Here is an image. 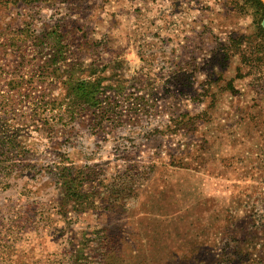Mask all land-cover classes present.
Segmentation results:
<instances>
[{
  "label": "rangeland",
  "instance_id": "rangeland-1",
  "mask_svg": "<svg viewBox=\"0 0 264 264\" xmlns=\"http://www.w3.org/2000/svg\"><path fill=\"white\" fill-rule=\"evenodd\" d=\"M261 6L0 0V264H97L101 241L115 264H209L230 230L264 226ZM89 166L79 206L59 168ZM260 238L223 260L264 264Z\"/></svg>",
  "mask_w": 264,
  "mask_h": 264
},
{
  "label": "trees",
  "instance_id": "trees-1",
  "mask_svg": "<svg viewBox=\"0 0 264 264\" xmlns=\"http://www.w3.org/2000/svg\"><path fill=\"white\" fill-rule=\"evenodd\" d=\"M260 8L262 9L264 7L261 6ZM249 46L250 45L248 44V47ZM255 49H256L255 54L258 53L257 57H255V61H257V63H259V66H261L262 62L264 63V56L260 55L258 47L254 46V50ZM252 50L250 48L247 49V51H249V52H251ZM262 53L264 54V50H262ZM49 62H50V60L48 61V63ZM53 63H55V62H53ZM242 63L244 66L247 65L245 63V56H244V61ZM249 65H250V63H249ZM50 75H54V69L52 72H50ZM10 84H14V82L11 81ZM22 84L23 83L21 81L20 85H22ZM66 99H69V98H65V99L62 98V100L53 99V100L47 101L46 98L43 97L41 99V106L42 107H45V106L49 107L51 105L52 106L51 110L53 112L54 108L59 107V106L61 107L62 104H64L66 102L65 101ZM77 99L80 101V98L79 97L77 98L75 96L71 100H68V103H66V105L69 106L68 107L69 112H67L68 117L72 120H74L75 117L77 116V114H76L77 111L73 110V108L75 109L77 107V105H79V101ZM13 102L14 101H12L11 98L9 99V98H6L5 96L0 97V107L3 109L2 110L3 113L7 114L8 111H10L11 106L13 105ZM93 105L96 106V104L94 102H93ZM38 106H40V104ZM94 108H96L93 111L95 119L99 118L100 120H103V119L107 120V119H111L112 116H114V114L117 113L116 111H118V103L110 101L109 99H107V101L101 102L100 104H98V107H94ZM39 113H41V112L36 111V116H39ZM37 122H39V120H37ZM2 146L5 147L4 149H7V150H13V148H15L14 146H11L9 144L8 145L4 144ZM60 162H62V161H60ZM59 169H60L59 173H61L62 176L65 175L66 178L71 179L70 184L66 187V192L73 193V195H75L73 197L77 198L78 199L77 201H79V200L81 201L79 204L77 203L79 206L82 205V202H85L86 205L91 207L93 205L92 200H93V194L95 192L89 193L88 195H85V196L84 195L81 196L80 190L84 185L83 184L84 181H87V179L90 176H93V178L96 177V175H97L95 172L96 169L94 167H90V166L86 167V168L84 167L83 168L84 170H82V168L80 170H76V168H74V167L73 168L72 167H64V168H59ZM2 171L6 172L7 175H11V173H13L16 170H15V166L11 164V165L5 166L2 169ZM61 174H60V176H61ZM73 182L76 183L74 186H73ZM90 194L92 196H90ZM81 197H83V200L81 199ZM109 199H111V197H106V199H105L108 206L112 205V204H110ZM244 231H247V232L244 233ZM253 232H255V235ZM239 234L242 236V240L240 239ZM260 235H261L260 241L263 240L262 241V243H263L262 249L264 251V226L263 225L257 224L255 227L251 226L248 228V230L246 227L242 228L241 230H239L237 228L230 230L229 240L226 243H222L223 247H222V250L220 253L223 257H221V259L217 258L209 264H227L228 261L226 262L225 260H223V258L225 256H236L238 254H241L242 253L241 251L245 250V245H252V243H253L252 238H258ZM250 236H252V238H250ZM104 239H107V238H104ZM119 245H120L119 243H115V245L113 246L111 243L109 244L108 241H101V243L99 245L98 253H96V255H95L98 257V259L96 260L97 264H115L113 259H114V256L116 254V251L119 249ZM252 249L253 248L251 247V250ZM263 255H264V253H263ZM84 264H86V263H84Z\"/></svg>",
  "mask_w": 264,
  "mask_h": 264
}]
</instances>
